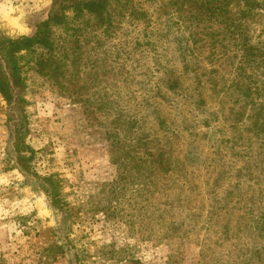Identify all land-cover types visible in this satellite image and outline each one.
<instances>
[{
    "label": "rangeland",
    "instance_id": "1",
    "mask_svg": "<svg viewBox=\"0 0 264 264\" xmlns=\"http://www.w3.org/2000/svg\"><path fill=\"white\" fill-rule=\"evenodd\" d=\"M53 1L0 0V38ZM105 1L24 69L29 171L0 99V264H264V6Z\"/></svg>",
    "mask_w": 264,
    "mask_h": 264
},
{
    "label": "trees",
    "instance_id": "2",
    "mask_svg": "<svg viewBox=\"0 0 264 264\" xmlns=\"http://www.w3.org/2000/svg\"><path fill=\"white\" fill-rule=\"evenodd\" d=\"M238 1L250 8L253 3L256 7L264 6L256 1ZM106 4L107 1L105 0H54L51 14L47 20L36 26V30L32 35L0 38V99L15 110V116L17 117L14 125L15 147L18 154V162L27 171L30 170L34 152L25 144L27 127L24 109L26 104L24 97L26 90L24 69L28 63L32 62L30 60H34L37 71H40V73L44 72V69H47L45 67H48L50 72L53 73L51 60L55 56L56 30L58 28L62 29L64 34L68 35L69 26L74 20L69 16V13L71 12L74 17L83 16L84 13L87 15L107 16ZM248 11H251V9H244L242 13L240 12V17H245ZM223 16V12L218 15L219 18ZM243 27L244 21L240 20L238 22L236 19L234 31L237 36L243 34ZM49 184L52 189L50 191L52 203L59 208L61 207L59 192L52 180Z\"/></svg>",
    "mask_w": 264,
    "mask_h": 264
}]
</instances>
